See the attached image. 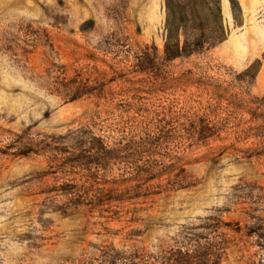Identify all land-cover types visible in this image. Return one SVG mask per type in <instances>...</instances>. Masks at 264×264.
Segmentation results:
<instances>
[{"label": "rangeland", "instance_id": "1", "mask_svg": "<svg viewBox=\"0 0 264 264\" xmlns=\"http://www.w3.org/2000/svg\"><path fill=\"white\" fill-rule=\"evenodd\" d=\"M236 1L222 43L160 64L165 0H0V264H163L205 238L264 264V142L236 133L258 127L264 0ZM203 114L219 137L192 134Z\"/></svg>", "mask_w": 264, "mask_h": 264}, {"label": "trees", "instance_id": "2", "mask_svg": "<svg viewBox=\"0 0 264 264\" xmlns=\"http://www.w3.org/2000/svg\"><path fill=\"white\" fill-rule=\"evenodd\" d=\"M165 9V44L160 64H169L205 52L225 40L226 29L222 17L221 0H165ZM231 10L235 23L239 24L237 18L241 15V9L236 0H231ZM251 69L252 67L248 68L241 76L252 79ZM253 107L249 111L248 122L252 124L258 122V127L250 125L236 133H238L239 139L240 137L249 139L250 136H253L264 142V97L256 99ZM213 112L212 110L211 113ZM202 116L199 118L201 126L193 128L192 134L196 135L195 138L199 141H206L219 137L223 133V129L210 126L206 121V114ZM221 120L222 126L226 118ZM259 156H264V151H261ZM159 177L160 175H155L144 182L148 184ZM184 177L185 169L182 168L176 178L171 179L174 188L183 189L181 183ZM134 181V179L123 180L130 184ZM116 184H120V182H116ZM107 192L104 194L102 192L96 197L98 205H104L106 202L120 204L139 197V195L131 194V188L121 193L113 192V190ZM205 240V245H198L192 252L172 249L168 256H164L163 264H219L223 250L220 247L221 244H213L207 238Z\"/></svg>", "mask_w": 264, "mask_h": 264}]
</instances>
